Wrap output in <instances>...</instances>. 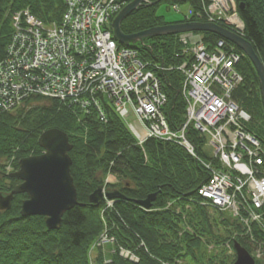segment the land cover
Wrapping results in <instances>:
<instances>
[{
  "label": "trees",
  "instance_id": "obj_1",
  "mask_svg": "<svg viewBox=\"0 0 264 264\" xmlns=\"http://www.w3.org/2000/svg\"><path fill=\"white\" fill-rule=\"evenodd\" d=\"M166 2L141 5L122 21L121 31L130 35L179 23L158 16L157 7ZM234 2L242 6L236 12L244 25L243 37L264 66V0ZM190 3L195 6L196 1ZM63 9V0H0V56L10 38L15 12L28 10L49 25L60 22ZM217 40L214 34H202V42L209 48ZM132 48L137 49L141 61L174 67L157 73L167 98L164 114L169 128L174 129L185 112L180 92L182 77L175 70L182 59L178 35L144 37ZM249 62L244 56L238 62L236 68L243 81L232 94L250 116L246 130L264 145V108L257 76ZM104 107L105 121H100L93 108L83 110L42 97L27 99L14 111L0 113V195L19 183L5 176L7 166L17 170L20 158L40 154V134L58 129L68 136L71 145L69 174L77 202L83 205L65 212L57 230H47L43 217L20 216L25 195L14 196L9 210L0 211V264H233V242L249 252L243 240L231 238L238 231L237 225L200 203L198 189L208 178L200 163L169 142L149 139L139 148L111 107ZM187 135L194 143L200 142L193 131L188 130ZM108 174L116 181L106 184L105 189L118 191L123 197L103 212L108 234L115 240L114 252L96 248L89 259V249L103 233L104 225L99 214L102 201L94 207L88 199L95 190H101ZM151 194H156V199L151 210L144 211L137 202ZM118 247L133 253L138 262L121 258ZM106 259L110 262L105 263Z\"/></svg>",
  "mask_w": 264,
  "mask_h": 264
},
{
  "label": "built area",
  "instance_id": "obj_2",
  "mask_svg": "<svg viewBox=\"0 0 264 264\" xmlns=\"http://www.w3.org/2000/svg\"><path fill=\"white\" fill-rule=\"evenodd\" d=\"M63 1L58 24L46 25L28 11L14 14L0 58V113L28 98L45 97L83 110L98 109L100 121H105L107 104L121 120L132 118L128 130L139 146L147 139L168 141L197 158L187 137L191 127L205 139L201 147L207 157L198 159L208 173L198 194L206 205L236 219L252 256L264 260V145L246 130L250 117L231 94L242 81L236 70L240 54L223 40L208 51L199 40L192 42L191 35L180 37L186 57L176 68L183 77L186 106L183 123L173 130L156 77L163 67L141 61L136 51L112 39L111 21L131 0ZM195 1L196 8H188L185 19L242 32L233 0ZM170 8L179 11L176 4Z\"/></svg>",
  "mask_w": 264,
  "mask_h": 264
},
{
  "label": "water",
  "instance_id": "obj_3",
  "mask_svg": "<svg viewBox=\"0 0 264 264\" xmlns=\"http://www.w3.org/2000/svg\"><path fill=\"white\" fill-rule=\"evenodd\" d=\"M162 0L147 2L146 0H132L123 6L111 22L113 38L121 45L130 47L141 42L144 37L161 35H175L188 32L214 34L228 43L233 44L250 61L254 73H256L259 89L264 108V66L255 53L253 46L247 39L232 33L231 31L212 23L185 22L167 24L147 29L134 34H124L121 31L122 21L141 5L152 6ZM185 2L186 0H173ZM242 8L241 5L238 6ZM68 136L58 129L43 131L37 145L43 150L41 154L27 156L18 160V169L5 175L7 178L19 180L9 194L0 195V211L9 210L12 199L15 195H26L22 201L19 214L21 217L42 216L48 230H57L62 223V216L74 206H83L77 202L76 190L70 173L68 152L71 145L68 143ZM100 188L95 190L88 199L89 205L97 207L103 198ZM108 200H122L118 191L104 192ZM156 199V194L147 196L145 200L137 202L142 209H149ZM235 261L233 264H254V261L247 251L234 242Z\"/></svg>",
  "mask_w": 264,
  "mask_h": 264
},
{
  "label": "rangeland",
  "instance_id": "obj_4",
  "mask_svg": "<svg viewBox=\"0 0 264 264\" xmlns=\"http://www.w3.org/2000/svg\"><path fill=\"white\" fill-rule=\"evenodd\" d=\"M188 4L187 3H182L178 6V12L173 11L170 8V5H168L167 3H161L158 7H157V14L158 16H162L164 18V20L166 22H176V21H180L183 19L184 13L187 12L188 10ZM132 118H128L124 121V123L126 125H128L129 123H132ZM114 180V179H113ZM109 247L106 248V246L104 247V250H110L108 249Z\"/></svg>",
  "mask_w": 264,
  "mask_h": 264
},
{
  "label": "bare ground",
  "instance_id": "obj_5",
  "mask_svg": "<svg viewBox=\"0 0 264 264\" xmlns=\"http://www.w3.org/2000/svg\"><path fill=\"white\" fill-rule=\"evenodd\" d=\"M218 41H219V40H218ZM94 110H95V109H94ZM97 111H98V109H97ZM97 111L95 110L96 113H97ZM98 112H99V111H98ZM188 130H192V128L190 127ZM139 131H140V130H139ZM139 131H138V133H139ZM135 141H136V140H135ZM163 142H166V141H163ZM167 142H168V141H167ZM39 148H40V147H39ZM40 149H41V148H40ZM41 150H42V149H41ZM42 151H43V150H42ZM205 164H206V163L203 162V161L200 162V165H201L203 168H205V167H204ZM104 182H106V179H104ZM11 190H12V189H11ZM11 190H10V191H11ZM15 196H16V195H15ZM112 227H113V226H112ZM106 228H108V227H106ZM107 236H109L112 240H114V237H113V236H111V235H107ZM114 241H115V240H114ZM119 249H120V248L118 247V248H117V252H118L117 254L121 253ZM119 255H121V254H119Z\"/></svg>",
  "mask_w": 264,
  "mask_h": 264
}]
</instances>
